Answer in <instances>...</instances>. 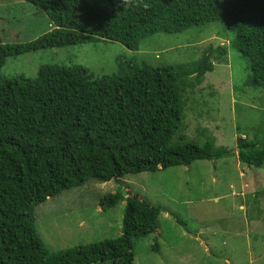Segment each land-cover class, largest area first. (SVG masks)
Instances as JSON below:
<instances>
[{"label": "trees", "instance_id": "trees-1", "mask_svg": "<svg viewBox=\"0 0 264 264\" xmlns=\"http://www.w3.org/2000/svg\"><path fill=\"white\" fill-rule=\"evenodd\" d=\"M26 1L53 26L25 42L0 36V69L8 56L26 52L99 39L137 50L148 35L221 22L248 58V84L264 96V0ZM212 50L173 65L120 60L117 71L97 77L78 63L42 64L34 77L0 73V264H133L135 240L155 231L160 213L137 194L118 188L99 201L106 210L125 200L120 235L55 252L37 232L34 207L91 178L235 155L212 137L199 145L179 131L185 88L213 70ZM218 50L227 54L223 45ZM257 131L262 137L236 141L238 160L254 168L264 163V119Z\"/></svg>", "mask_w": 264, "mask_h": 264}, {"label": "rangeland", "instance_id": "rangeland-1", "mask_svg": "<svg viewBox=\"0 0 264 264\" xmlns=\"http://www.w3.org/2000/svg\"><path fill=\"white\" fill-rule=\"evenodd\" d=\"M10 3L12 10L5 6ZM52 26L46 13L28 1L0 0L2 42L29 41ZM229 32L221 22H211L148 35L137 50L99 39L6 58L0 69L5 77H34L42 64L69 63L81 64L97 77L117 71L120 60L190 63L213 48V70L185 88L179 131L199 145L212 137L216 146L233 149L235 155L122 178H91L48 197L35 205L34 215L49 251L120 235L125 200L106 210L99 201L121 188L123 196L137 194L160 208L155 231L135 240L133 264H264V163L260 168L241 163L236 147L240 136L262 137L257 130L263 124L264 96L248 84V58L231 44ZM221 45L227 48L223 57Z\"/></svg>", "mask_w": 264, "mask_h": 264}, {"label": "clouds", "instance_id": "clouds-1", "mask_svg": "<svg viewBox=\"0 0 264 264\" xmlns=\"http://www.w3.org/2000/svg\"><path fill=\"white\" fill-rule=\"evenodd\" d=\"M119 5L126 7L128 6L130 3H132V0H118ZM145 8L148 7L147 4L144 5ZM143 199V198H142Z\"/></svg>", "mask_w": 264, "mask_h": 264}]
</instances>
